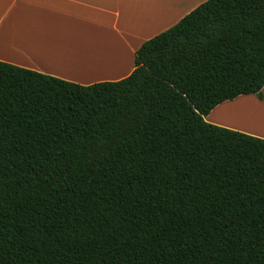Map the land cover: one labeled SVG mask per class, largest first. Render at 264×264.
Instances as JSON below:
<instances>
[{"label": "trees", "instance_id": "1", "mask_svg": "<svg viewBox=\"0 0 264 264\" xmlns=\"http://www.w3.org/2000/svg\"><path fill=\"white\" fill-rule=\"evenodd\" d=\"M264 0H206L126 77L0 60V264H264V138L208 122L262 95Z\"/></svg>", "mask_w": 264, "mask_h": 264}, {"label": "crops", "instance_id": "2", "mask_svg": "<svg viewBox=\"0 0 264 264\" xmlns=\"http://www.w3.org/2000/svg\"><path fill=\"white\" fill-rule=\"evenodd\" d=\"M204 1L0 0V60L81 84L118 80L134 70L146 40ZM205 119L264 138V86Z\"/></svg>", "mask_w": 264, "mask_h": 264}, {"label": "rangeland", "instance_id": "3", "mask_svg": "<svg viewBox=\"0 0 264 264\" xmlns=\"http://www.w3.org/2000/svg\"><path fill=\"white\" fill-rule=\"evenodd\" d=\"M260 120V119H259ZM259 120L258 119H256V120H252V119H250L249 121L250 122H254V121H258L259 122Z\"/></svg>", "mask_w": 264, "mask_h": 264}]
</instances>
